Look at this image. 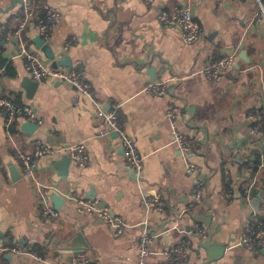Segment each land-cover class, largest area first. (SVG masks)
Wrapping results in <instances>:
<instances>
[{
    "label": "crops",
    "instance_id": "1",
    "mask_svg": "<svg viewBox=\"0 0 264 264\" xmlns=\"http://www.w3.org/2000/svg\"><path fill=\"white\" fill-rule=\"evenodd\" d=\"M175 5L192 8L202 29L197 42L185 43L179 30L159 21L160 10ZM10 6L0 11V51L6 59L0 68V96L31 106L43 120L33 122L38 127L29 133L23 129L28 120L20 114L11 126L15 140L26 151L38 139L56 149L84 143L89 162L80 165L68 150L37 159V178L56 187L51 194L65 200L57 217H45L35 183L16 157L6 116L0 114V244L7 248L0 249V264H38L14 253L16 243L40 248L56 261L81 250L95 264H140L145 223L154 237L146 264H164L166 251L187 240L188 256L177 264H264L262 251L240 244L247 220L258 212L256 205L264 218V168L253 173L250 167L257 151L264 156V131H253L257 118L251 116L259 111L264 117V17H256L262 15L259 0H34L29 18L21 11L23 0H0L1 9ZM49 6L61 13L47 41L54 59L68 57L91 82L102 106L118 107L121 124L142 155L141 174L125 160L116 133L100 135L108 128L106 121L88 98L75 99V87L39 81L34 97L28 98L23 86V79L30 77L27 57L19 55L21 43L11 35L26 22L23 42L52 66L53 60L35 42L40 36L35 19ZM230 53L240 61L239 68L226 71L219 82L209 81L203 69ZM153 81H167V93L145 92ZM172 108H177L174 118L168 116ZM175 129L192 135V153L179 149ZM66 155L70 163L64 161ZM190 160L198 171H189ZM197 176L205 180L206 194L192 204ZM66 193L99 197L128 226L115 233L105 221L79 211L65 199ZM157 193L163 210L147 209L143 195ZM77 233L83 235L84 248L69 249L65 240Z\"/></svg>",
    "mask_w": 264,
    "mask_h": 264
},
{
    "label": "built area",
    "instance_id": "2",
    "mask_svg": "<svg viewBox=\"0 0 264 264\" xmlns=\"http://www.w3.org/2000/svg\"><path fill=\"white\" fill-rule=\"evenodd\" d=\"M33 1L34 0H23L21 11L26 16V18L30 17ZM144 1L147 4H153L155 2V0ZM259 2L261 5L262 15H256V17L258 20H261L262 17H264V5L261 0H259ZM158 19L163 25H166L171 29L179 30L183 41L187 44H193L197 42L202 35V29L198 21L195 19L193 10L189 5H175L172 8L162 9L158 14ZM60 21V11L53 6H49L43 15H40L35 19V28L38 34L43 39L48 41L51 38L55 27L60 23ZM25 23L26 22H24L23 25ZM23 25L14 32V35L11 36L14 37L16 41L21 43L19 55L27 57L26 70L30 77L38 82L52 80L67 83L76 88L78 92V96L75 97L76 100H78L79 96L88 98L97 108L98 116L103 118L108 126L107 129H102L99 132L100 135L117 133L120 144L124 149L123 154L125 160L133 169V171L137 173V175L141 174L143 169L142 155L139 152L133 137L121 124L118 107L110 110L105 109L101 102L97 99L93 90V85L85 78L84 73L78 67L59 65L58 67L54 68L41 55L26 47L22 38ZM235 60V54H226L205 67L203 69V73L209 81L219 82L222 80L225 72L233 68ZM144 91L157 96L164 95L168 91V82H149L144 87ZM176 111L177 108H172L168 111V116L170 118H174ZM0 114H4L6 116L8 135L15 149L16 157L22 163L23 173L35 183V190L37 192L42 214L45 217H57L59 215V210L53 205L51 198V192L57 189L56 187L49 186L37 178L34 170L35 162L42 156L57 152H65L68 150L73 160H75L80 165L85 166L89 162V155L85 144L78 143L69 148L62 147L60 149H56L49 146L43 140L38 139L35 141L33 149L31 151H26L19 146L14 138V134L11 131L13 122L19 117L20 114L25 116L28 121L39 124L42 123L43 120L37 117L34 109L31 106H19L13 101V99L3 96H0ZM251 116L257 118L255 122L256 124L253 127V131L255 133L263 132L264 117L261 115V112L256 111L255 113H252ZM173 139L183 153L190 154L193 152L194 140L191 134L182 133L175 129L173 132ZM259 167L264 168L263 154L262 163ZM188 168L191 172L199 170L197 163L191 160L188 163ZM2 172L3 167L0 163V174H2ZM255 182L256 179L247 185L246 194L250 193L251 187L255 185ZM205 194V180L202 177L197 176L194 187V202L192 204H196L197 202L201 201ZM65 199L74 203L79 211L87 212L105 221L117 234L122 233L125 227L128 226V223L125 221V219L121 215L114 213L112 208L107 203L103 202L99 197L85 198L72 193H66ZM142 203L149 210H163L162 196L159 193L155 195L144 194L142 197ZM196 227L201 233H205V229H203L200 225H196ZM153 241L154 237L146 227L145 223L144 231L139 239L140 264L147 263V260L151 254L150 247ZM240 244L258 254L264 248V218L259 216V214L253 212L247 220ZM189 245L190 242L187 240L184 241L182 245L166 251L165 254L167 256V261L164 264H177L179 261L186 259L188 256L187 247H189ZM0 249L6 250L7 248L2 247L0 244ZM12 250L14 253L32 257L39 264H95L94 260L89 257L86 252L81 250L74 252L71 256L63 261L50 259L37 250L24 247L22 243H16Z\"/></svg>",
    "mask_w": 264,
    "mask_h": 264
},
{
    "label": "water",
    "instance_id": "3",
    "mask_svg": "<svg viewBox=\"0 0 264 264\" xmlns=\"http://www.w3.org/2000/svg\"><path fill=\"white\" fill-rule=\"evenodd\" d=\"M12 2L13 3L22 2V0H12ZM262 2H263V5H264V0ZM13 7L14 6H10L7 9H1L0 8V11L3 12L5 10V12H7ZM35 42H36L37 48L42 49L44 51V53H45V56L48 59L53 60L52 61V67L56 68L59 65L72 66V63H71V61H70V59L68 57L64 58V59H61V60H55L54 59L55 57H54V54L52 53L50 44L45 39H43L41 36L36 37ZM242 57H243V55H242ZM244 57H245V55H244ZM239 66H240V61L235 60V62L233 64V67L239 68ZM152 74L154 75L153 72H152ZM23 86L26 89V91L28 92V95H27L28 98H33L34 97V93H35V91L37 90V88L39 86V82L34 80V79H32L31 77L27 76V77H25L23 79ZM36 127H38V124L30 122V121H26L23 124V129L26 132H29V133L32 132ZM63 158H64V161H66V163H70V161H71L70 155L63 156ZM59 162L60 161L55 162V165L59 164ZM52 199H53L55 207L58 208V209L61 207V205L65 201L57 193H54L52 195ZM260 199H262V193L261 192H259L258 197H256L255 200H256V202L259 203ZM255 208L258 211L257 213L259 214L260 211L258 209V205H256ZM65 244L68 246L69 249H74V248L82 249V248H84L85 241L83 239V235L81 233H77L76 235L71 236V237H69V239L65 240ZM262 253L264 255V248L262 249Z\"/></svg>",
    "mask_w": 264,
    "mask_h": 264
},
{
    "label": "trees",
    "instance_id": "4",
    "mask_svg": "<svg viewBox=\"0 0 264 264\" xmlns=\"http://www.w3.org/2000/svg\"><path fill=\"white\" fill-rule=\"evenodd\" d=\"M5 64H6V59H4V57L2 55V51H0V68L4 67ZM9 70H10V67H9ZM261 163H262V153L260 151H257L255 153V157H254L252 163L250 164L251 171L253 173L255 171H257ZM38 250H39L40 253L43 254L42 249L39 248Z\"/></svg>",
    "mask_w": 264,
    "mask_h": 264
}]
</instances>
